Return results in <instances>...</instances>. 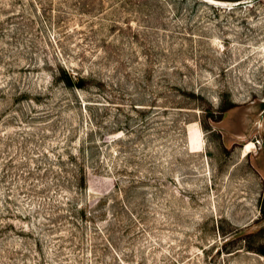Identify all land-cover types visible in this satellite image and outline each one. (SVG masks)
<instances>
[{
  "label": "rangeland",
  "instance_id": "1",
  "mask_svg": "<svg viewBox=\"0 0 264 264\" xmlns=\"http://www.w3.org/2000/svg\"><path fill=\"white\" fill-rule=\"evenodd\" d=\"M221 1L0 0V264H264V0Z\"/></svg>",
  "mask_w": 264,
  "mask_h": 264
},
{
  "label": "bare ground",
  "instance_id": "2",
  "mask_svg": "<svg viewBox=\"0 0 264 264\" xmlns=\"http://www.w3.org/2000/svg\"><path fill=\"white\" fill-rule=\"evenodd\" d=\"M204 1L207 2V3H210L212 5H219V6L227 4V2L221 1V0H204ZM201 146H202V142L200 140L199 132H195V133L192 132L190 134V148L193 151H200L201 150Z\"/></svg>",
  "mask_w": 264,
  "mask_h": 264
},
{
  "label": "trees",
  "instance_id": "3",
  "mask_svg": "<svg viewBox=\"0 0 264 264\" xmlns=\"http://www.w3.org/2000/svg\"><path fill=\"white\" fill-rule=\"evenodd\" d=\"M69 82H70V83H72V80H71V78H69Z\"/></svg>",
  "mask_w": 264,
  "mask_h": 264
}]
</instances>
